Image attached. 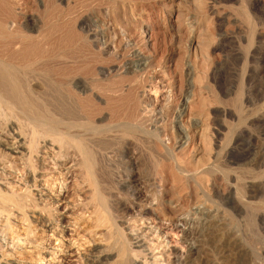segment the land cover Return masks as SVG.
Segmentation results:
<instances>
[{
	"label": "rangeland",
	"instance_id": "rangeland-1",
	"mask_svg": "<svg viewBox=\"0 0 264 264\" xmlns=\"http://www.w3.org/2000/svg\"><path fill=\"white\" fill-rule=\"evenodd\" d=\"M0 2L11 7L2 23L14 26V43L34 40L56 55L45 56L46 70L33 69V85L56 118L73 123L92 159L78 199L69 181L50 192L62 200L56 219L79 231L59 241L14 210L15 261L85 264L84 237L103 233L96 217L111 215L120 234L103 243L125 241L141 264H264V0ZM137 55L149 65L128 70ZM190 83L197 96L179 117ZM198 203L209 218L194 217ZM172 215L186 219V232L166 222Z\"/></svg>",
	"mask_w": 264,
	"mask_h": 264
},
{
	"label": "bare ground",
	"instance_id": "bare-ground-1",
	"mask_svg": "<svg viewBox=\"0 0 264 264\" xmlns=\"http://www.w3.org/2000/svg\"><path fill=\"white\" fill-rule=\"evenodd\" d=\"M2 3L0 2V264H21L12 258V254L15 252L12 247L13 244L11 243V239L13 238L10 237V232L13 234L14 231V224L12 221L15 217L14 213H16L14 210L20 211L19 215L26 218V221L30 219V223L34 229L40 228L44 230L43 232H51V236L57 232L56 234H59V238H57L59 241L65 236L70 238L67 232L71 231L72 234L77 233L80 229V225L78 222L74 221L61 224L60 220L56 219V217H60L58 215L63 216L58 209L62 200L60 197L52 198L50 192L56 184L64 191L69 181L77 186L74 194L77 195L78 199L80 197L79 195L83 194L82 190L92 176L90 166V160L92 161V159L88 151V146L83 139L79 140L77 135H73L72 132H70L75 127L72 125L73 123L69 122L70 124H67L61 119L56 118L53 114L54 112L48 109V100L45 99L46 97H43L45 94L41 96L42 92L40 94V90L39 92L37 91L39 86L36 87L33 85L34 83L32 80L39 78L36 76L34 77L37 73L36 70L33 69L35 67L40 68L41 64H43L42 68H44V61L45 64L46 61H48V59L45 60V56L53 52L47 54L48 51L46 52L45 50L47 55H44V50L41 51L39 48L41 47L38 44L39 42L37 41L38 43H36L34 40L31 42L28 38L26 39L30 42L24 40L20 41V38H18L19 41L14 43L12 37L15 32L10 30L14 29V26L13 28L12 25L7 27V24L4 25L2 23L4 18L7 17L8 19V16H12L13 13L11 12V7L7 6V3H5L6 5ZM9 20L10 19H8V21ZM10 31L14 33L11 34ZM54 56L56 55L54 54ZM53 57L49 59L51 60ZM58 58H61V56H58ZM58 58H55V61L53 59V61L56 62ZM147 65H149L148 59L137 55L135 61L128 64L127 69L139 71L144 69ZM39 68L38 71L40 69L42 70V68ZM46 69L47 67L45 70ZM39 74L40 73H38V75ZM189 85V91L184 100V107L179 112V117L185 115L186 107L191 104L193 98L197 96L196 87L191 83ZM41 88L42 87H40V89ZM85 91H87V85L81 87V92ZM83 128L85 132L89 131L87 124L83 125ZM85 134L87 135L88 133ZM187 139L188 138L184 136L183 140L187 141ZM78 172H82L83 182ZM91 180L93 181V179ZM153 180L150 181L151 183L149 184L153 191L156 192L157 183ZM78 182H81V185H77L79 184ZM136 196L139 195L133 192L132 197L136 199ZM176 203H178V201L172 202L168 208L175 210L178 206ZM79 205L80 204H78V206ZM76 207V204H74L72 210L75 209L79 211ZM123 208L125 209V207H122V212L125 211ZM70 209L71 207L68 205L62 212L65 213ZM105 211L106 209L104 212ZM30 213L32 216H30ZM143 213H145V211ZM175 213L174 211L173 214ZM193 214L195 218L201 219L202 217L209 218L211 212L198 203ZM110 216L102 215L96 217L95 223H97V226L105 227L104 229L106 230L101 234L87 233L88 238L84 237L83 241L89 246V249L83 252L80 258L85 264H105V262L107 263L111 258L117 259L121 264H141V260L130 256L128 250L130 247H128L125 241L122 242V244H120V242L119 244H114L112 248L103 243L102 239L106 236L120 234V227ZM80 217L83 216L80 215L79 218ZM166 219V222L174 226H181L183 232L188 230L186 219L184 220L179 215H172L168 218L166 217ZM207 221L210 220L207 219L206 222ZM129 234L132 236L131 240L133 242L135 241L132 248H140L138 239L133 237L135 236L133 232L131 231ZM82 239L83 238L80 240L82 241ZM74 245L75 243L73 246ZM81 246L82 244L77 248V251L81 250ZM140 250L139 252H141ZM189 250L193 253L196 248L195 246H191ZM144 251L145 250L142 252ZM37 254H40L39 249ZM146 257L149 258L148 256ZM149 259L150 262L147 259L145 260L149 262L148 264L156 263L154 262L157 260L156 258V260H154V258ZM183 264H188V261H184Z\"/></svg>",
	"mask_w": 264,
	"mask_h": 264
}]
</instances>
